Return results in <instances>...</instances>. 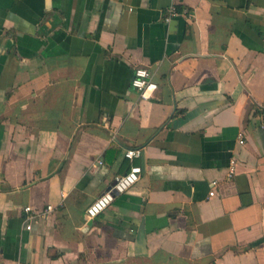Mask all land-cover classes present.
Returning a JSON list of instances; mask_svg holds the SVG:
<instances>
[{
    "label": "crops",
    "instance_id": "crops-1",
    "mask_svg": "<svg viewBox=\"0 0 264 264\" xmlns=\"http://www.w3.org/2000/svg\"><path fill=\"white\" fill-rule=\"evenodd\" d=\"M262 114L264 0H0V264H264Z\"/></svg>",
    "mask_w": 264,
    "mask_h": 264
},
{
    "label": "built area",
    "instance_id": "built-area-1",
    "mask_svg": "<svg viewBox=\"0 0 264 264\" xmlns=\"http://www.w3.org/2000/svg\"><path fill=\"white\" fill-rule=\"evenodd\" d=\"M183 12L176 6L171 5L167 8L165 15V20L170 21L172 18L179 16ZM132 85L139 91L141 98L149 99L153 96L154 92L158 89V84L152 79V74L150 70L143 66H138L135 68L134 76L132 78ZM261 127L264 129V114L261 115ZM240 143H245V138L243 134H240ZM142 156V148L134 147L129 148L125 151V157L131 161V165L128 171L125 173L119 174L116 176L114 183L111 187L98 196L87 208L86 213L89 219H94L104 212L108 207L112 205L117 196L127 192L132 186H134L140 179L142 174V167L139 164L135 163V160ZM103 161L100 160V164ZM236 171V161L233 159L230 165V176ZM217 182H213L214 189L210 192V195L215 194V186ZM26 212V228H32V221L37 219L40 216L47 215L50 211L53 210L52 205H48L46 211H36L32 206H25Z\"/></svg>",
    "mask_w": 264,
    "mask_h": 264
}]
</instances>
